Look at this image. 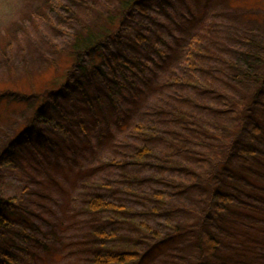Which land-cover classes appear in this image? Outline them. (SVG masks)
Instances as JSON below:
<instances>
[{"label":"trees","instance_id":"trees-1","mask_svg":"<svg viewBox=\"0 0 264 264\" xmlns=\"http://www.w3.org/2000/svg\"><path fill=\"white\" fill-rule=\"evenodd\" d=\"M103 6L84 10L90 20L74 11L72 32L56 25L67 40L42 86L0 88V101L11 93L30 107L0 166L23 146L22 164L48 188L24 212L0 194V264L14 263L16 212L64 231L81 224L60 251L39 243L58 264H264V0ZM58 8L57 20L28 16L7 47L30 44L31 28L52 30L69 12ZM242 209L254 219L233 214Z\"/></svg>","mask_w":264,"mask_h":264},{"label":"rangeland","instance_id":"rangeland-1","mask_svg":"<svg viewBox=\"0 0 264 264\" xmlns=\"http://www.w3.org/2000/svg\"><path fill=\"white\" fill-rule=\"evenodd\" d=\"M91 1L92 3L96 2L94 8L91 6ZM105 2L107 0H0V88H8V91H12L16 88L25 90L27 87L28 89V86L31 84L35 88L42 86L49 76L58 71H54L53 68H48V70L44 68L48 62L54 61L58 50L64 47L62 41L67 40V36L61 34L60 27L56 25H66L72 32L71 28L74 29L79 23L71 22L76 20L73 15L74 11L80 10L82 15H84V10H86V14L89 15L91 12L93 14L95 10L103 11L106 8L103 6ZM154 4L157 5L156 1H154ZM60 5L65 6L69 12L60 16V19H58L59 23L54 21L51 24L52 30L48 29L49 27L45 25L31 28L27 38L32 41L30 44L20 45L21 47L19 46L20 48L17 50L7 47L6 43L9 41L8 39H14L15 32L21 31L23 26H26V23L29 25L28 16L31 14L36 16L37 14L42 20H57L56 7L59 6L58 10H60ZM84 16L83 19L87 18V20L96 17L93 15L89 16L91 18L86 17L87 15ZM156 19L163 22L162 17ZM152 20H155V18ZM142 21L145 22L144 20ZM39 36L45 37L44 39L48 42L47 47L44 43L45 40H43V43H39L41 39ZM37 50L40 51L36 52ZM74 72L78 74V71ZM42 73H45V75H41ZM95 87L102 90L101 84ZM14 96L15 94L7 93L5 94V98L0 101V154H2L6 143L14 137L20 127L24 126L30 112L28 103L17 104L12 101ZM18 143L22 144V140H18ZM14 155L17 159L12 161L11 164L6 163L0 166V194L4 197H14V200L21 204L18 209L24 212L23 210L29 207V200L36 198L33 194L47 193L48 188L43 187L41 189L37 184L38 181H41V172H37L22 164V161L28 162L31 158L23 146L19 148V153ZM29 192L32 193L30 197ZM59 194L62 198L61 206L65 205L63 202L67 193L60 191ZM35 200L39 202V199ZM242 200H246V198H242ZM49 204L51 205V203ZM32 208L39 213V209H37L35 204ZM245 210H236L233 214L247 217L249 220L254 219L252 217L253 214L248 216L251 212H248L246 215ZM20 214L22 213L16 212L10 214L13 220L14 232H12L13 237L6 252L13 256L14 263L12 264H33L30 258L32 254L30 255V253L35 248L36 252L34 254L36 255L38 252L42 255L39 264H58V257L56 260L52 259L47 256L46 251L50 249L52 244L60 251L62 248H66L67 244H73L78 239V230L81 224L75 227L77 222L74 226H70L74 228L64 231L61 227L55 226V223L53 225H46L43 224L44 221H39L38 218L31 221L32 223L30 221L26 222L23 219V215L20 216ZM63 219L66 225H70L71 221L67 219V215L64 214ZM192 219L193 217L189 216L185 217L184 221L189 222ZM234 233L244 234V230L238 229L235 232H229V234ZM40 242L45 243L47 247L46 251H42L39 248ZM63 252H68V249H64L59 254ZM185 252L186 256L191 259L193 249L187 247L185 248ZM6 264L9 263L7 262Z\"/></svg>","mask_w":264,"mask_h":264}]
</instances>
